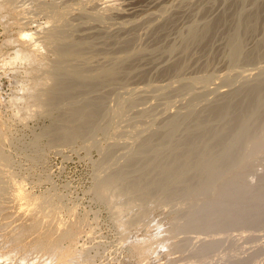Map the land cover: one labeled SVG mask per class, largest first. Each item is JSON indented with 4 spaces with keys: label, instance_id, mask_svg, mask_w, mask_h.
<instances>
[{
    "label": "bare ground",
    "instance_id": "obj_1",
    "mask_svg": "<svg viewBox=\"0 0 264 264\" xmlns=\"http://www.w3.org/2000/svg\"><path fill=\"white\" fill-rule=\"evenodd\" d=\"M16 1L17 0H0V35L3 33L0 37V264H264V71H262L263 69H257L258 64H255L256 60L259 61L262 58L261 56H264V41L261 43L258 42V44L257 42H254L257 44L255 45L256 47L250 46L249 48H246V45L249 44L248 42L251 40L250 36L253 38L252 36L254 34L256 36V33H258L259 29L262 28V24L258 25L256 22L259 23V20L261 21V18H264V1L262 3L260 2V6H257L258 3H255L256 5L254 8L250 9L251 11L247 10V7H245L247 8L245 9L247 11H243L244 8L241 10L242 6L239 5L240 8L238 9L240 10L237 14L236 9L238 5H235V2L233 3V1L237 0H233L232 3L236 7H233L232 3H230L229 6L233 7V10H235L236 13L231 9H228L231 10L228 13L233 12V14L237 15L238 18L235 15H232V13L231 15L228 14L229 17L227 16V13H224L226 15H223V19L215 18L216 20L220 19V21L217 20V22L215 19L210 20L212 22H217L214 23L215 25L210 21L209 23L206 21L208 24L204 21L206 24L203 23L205 25L202 26L200 25L202 22L200 24H196L197 22H195V19V21L192 22L193 24L191 23V25L187 27L188 29L190 28L189 30L187 29L188 32L187 30L185 31V33L187 32L188 34H181V36H185L181 41L183 42L181 43L182 46H180L183 50L179 49V53L185 52V56L182 54L183 57L178 58L181 56V53L180 55L175 54V51H177L179 45L181 44H177L178 48L175 44L174 45L176 47L171 45L172 47L170 46L171 48H169V51H163L164 54L168 53L171 58H173L174 55L169 53H174L177 56L179 55L176 59L173 58L176 60L175 62L177 64H168L171 66H168L169 68L166 66L167 70L164 67V70H166V72H173V74L179 69L184 72L186 69H189L192 64H194L191 63L193 56H195L193 55V50L195 51V49H197L196 47L201 48L204 46L203 44H207V41H210L211 36L216 34L215 30L218 28V24L220 25V28L222 25L221 23H223L224 20L226 22L227 19L226 25L230 27L232 23L235 22L234 19H236L234 30H232V26V28H230V30H232L229 34L230 39L224 37L227 35L226 32L224 33V36L223 34L218 35L221 37L223 36V39L226 41L229 40V42H226L228 43L226 48L227 50H225L226 52H219L220 55L226 53L224 57L225 59L228 58V62L226 63H229L228 65H230L231 68H226L228 69L227 72H223L222 74L220 71L221 68H219L218 72L220 71V74H212L210 78L209 75L211 74L208 76L205 74L206 76L202 75V77L209 78H206L209 80V82L206 81L208 85H206L207 83L205 82V85L210 87L209 90L208 87L205 86L206 89L209 90V94H205L207 95V98L208 95L214 94L211 91L212 88L210 85H215L219 80L225 81L223 83L221 81V83L219 82L221 87L222 85L224 86V83H226V87L229 85L231 86L232 81L237 84V79L239 86L241 84L242 85L240 87L236 86L238 87V89H236L234 87L236 84L232 83V87H234L233 90L230 87L229 88L231 90H226L228 87H223L222 89L221 87H218L217 91L216 89L213 90L216 91L215 95L216 93L218 94V97L216 96L217 99L214 98L215 100L212 99L214 101L211 102V99L206 98L209 103H211L207 105L206 103L208 102H204L207 107H203L205 110L203 109L204 111L201 112L197 110L199 113H196V117L193 116L194 120L191 118V122L193 120L192 123L188 119L186 122L185 116H188L186 113L187 110L185 111L186 114L179 113V115L177 113L181 110L178 111L177 109L176 112H178L176 113L174 110L169 109L167 113L164 112L165 115L162 114L163 116L160 113V116L158 115L159 117L157 116L159 113L156 115L151 113L154 117H158L157 120L160 122L156 123L151 120L152 118L150 115V117L147 118H151L150 120L145 118L148 117L147 114L143 115L149 107H145V111H142L144 108L142 110L140 109L142 112V115L140 114V118H145L146 120H144V122L151 121L147 122L148 126L146 127L147 130H151H149L150 133H148L146 137L141 138L142 136L140 133H142L145 129L143 127L142 131H140V129V133L138 132L140 136L134 135L135 137L132 139L129 136L131 140L127 138L128 135L125 138L130 140L129 143L132 145H137L136 148H138V153H140V155L141 153L144 155L143 152H146L147 154L146 150H150V147L152 148L151 150H153V143L156 142L159 145L161 144L164 149H160L161 151H158V148L160 147L158 146L157 152H153V154L155 153L154 155L151 154V156L149 154V159L142 155L141 156L143 158L138 155L140 159L139 157L134 158V156L131 157L132 159L128 158V161H130H126V165H122L124 163L123 161L121 166H118L121 168H118L117 166L116 167L118 169L115 168L112 170L111 168L112 171L110 170L111 172L107 174L106 171L110 168L109 164V166L106 167V169H108H105L108 176H104L105 179H103L104 177L101 179L104 174L102 171V176L97 178V180L100 178V184L98 181V188L97 184L95 186L96 188L94 190L96 191L93 196H96V198L94 200L98 201L103 208L108 210V212H111L110 216L112 219L110 218L109 220H111L110 223L112 225L108 224V222L104 223L105 225L108 224L109 228L114 229V237L116 238H114L115 240L110 243L112 244V248H109L108 246V249L110 250L106 251L105 248L106 252L103 251L104 253H94L92 251L93 246L100 243L105 238L101 233H98L96 229V224L101 223V218L96 220V218L91 217L88 212L87 214L86 212L85 214H82L76 206L73 205L71 207L68 205L70 201L69 197V200L66 199L68 203L66 202L67 204H65L64 199L66 194L63 198L62 192V194L59 193L60 195L55 194L57 198L54 196L52 198V194L49 195L50 191L48 194L49 196L46 194L43 195L44 193L42 194L43 196L38 194L37 190L39 187L46 183L49 178L39 175L38 169L37 171L34 169L33 172L28 175L23 169H21V167L19 168L16 164L17 160H14L15 157L12 154L13 151L9 150L8 145L9 143H12L11 134L16 132L13 131L16 125L21 124L25 127L30 120L39 119V117H42L47 113H53L56 109H58V111H55L56 113L52 114L50 122L46 128H44L45 130L41 131L43 133H36L37 135L34 136L35 138H33V140H31L29 144L30 146H37V149L41 146H45L44 148L46 149V146L52 145L55 146L56 149V146L61 148V146L63 147L73 142L76 143L77 141L82 143L83 141L81 140L83 139L85 143H87L85 138L89 137L90 140V136L92 135L96 138L94 132H97L99 124L106 116L110 117V125L115 126L120 119L122 120V114L120 113H123V107L121 104H118L120 102L117 101L119 96L115 98L116 100H114V102L115 104L117 102L116 105H120V107H122L121 110L119 109V111H121L119 112L120 115L117 110L119 106L117 109H113L112 107L114 106H112V103L109 100L108 101L111 106H108L106 109L108 103L106 102L107 100L105 97H107L112 91L109 92L107 89L104 90L105 92H109H106L107 94L105 93V97L99 94V92L97 94L101 95V97H99V95L93 96L92 93L95 94L99 91V89L101 91V87L108 86L109 83L111 84L114 82L113 80L120 79L121 82L124 80L127 83L126 78H130L131 76L134 77V75L137 78L139 76L136 72L137 65L140 63L137 61L139 59H142L143 61V59L145 60L148 56L145 57V53L143 54L145 58L140 56L141 53L138 56L136 54L135 57L134 55H124L127 51L131 50V48L127 49V45L122 46L124 43L122 42L123 37L121 38V33L124 32V30L128 33V29L130 28L128 25V31L126 29L123 30V27H121V25L124 24L123 22H125L123 21L120 25L121 28H119L121 29V32H119V30L117 31L121 36H118L119 34L114 31L116 28L115 26H118L117 24L114 28L113 26L110 27V29H114L110 32H115L116 38L117 36L121 38V41L119 38L120 42L117 41L118 44L116 42L113 43L112 41L113 39L111 37L114 34L111 35V33L107 32L109 27L107 31H104L106 34H103V36L108 40L111 38L110 41L112 43L108 41V44L114 47H112L114 51L118 49L120 50V48L124 49V47H126L127 51L125 52L124 49V54L122 53V50L115 52L123 54L120 56H118L119 54H116L119 62L117 64H114L115 61L117 62V60H114L115 57L111 55L114 58V62H112L110 59L111 56L108 55L110 56L108 58L111 60L110 63H112V65L109 64V66L106 62L108 66H105V69H103L104 71L99 69V72L101 71L100 74L98 72L96 74L92 68L94 67L93 65H95L93 60H95L97 54L100 53L97 49L100 46H103L101 44H104L107 40L103 39V36L101 37L96 33L98 39L101 37L105 40L103 43L100 42L101 44L98 41V44H100L98 47L96 43H94V38H96L94 33V37H92L91 33H89L91 36L83 37L82 35V37H77L76 35L74 36L73 32L77 31L76 29L81 28V25L78 28L77 26L83 22L78 23L76 21L81 17H85L88 20L95 19L101 23L103 22L101 19H105L104 16L108 13L111 12L110 15H112L113 7L109 4L110 1L107 6H104L105 4L103 5L101 2L103 5V7L101 6V9L99 8L100 2H98L99 7L93 5L90 9L88 5H90L89 2L92 0H82L83 2L80 1V3L79 0L78 2L77 0H73L72 4L69 2L67 3L69 5L65 4V6H61L60 3V6L55 3V5L50 4V6L45 4V2H43L45 5H42V3L38 4V6H36V11L41 14L43 13L48 15L50 19L47 22V26H53L48 28V30L46 29L48 33H46L47 35L44 34V36L46 35L44 43V40L41 41L36 37L37 35L34 33L36 30L33 31L30 28V25L35 23L36 17L39 15L37 14L38 12L35 10H32L31 12V9L26 6V1L23 4H16ZM95 1L94 3L96 4L98 0L96 2ZM102 1L104 2V0ZM238 1L239 4L243 3V5H247V3H250L247 1L251 0ZM255 7H257L256 10ZM253 9L254 11L252 12ZM176 14L177 12L174 15ZM40 16L38 19H40ZM165 16L166 15H164V18L167 19L168 17ZM194 16L196 15H193V17ZM122 17L123 16L120 18ZM173 17H177L182 20L184 15L182 18H180L179 15L172 16V18L170 16L171 19H173ZM164 18H162V20ZM170 18L169 20L172 21ZM263 18L262 21L264 20ZM166 19L164 20L166 21ZM228 19L233 21L230 22V26L228 25ZM173 20H175V22L180 21H176V18ZM75 21L78 23L77 25L74 24ZM85 22L83 24H86ZM161 22L163 21L160 20V24ZM37 23L38 21L36 24ZM113 24H115V22H113ZM171 24L168 25V28ZM37 25L40 24L38 23ZM158 25L159 24L156 25L155 29H157ZM176 25L174 23L173 27ZM226 25L224 24V26H222L225 27ZM71 26L74 28L68 33L69 29L66 28H70L71 30ZM257 26L261 27L257 28ZM89 27L91 26L89 25ZM93 27L94 26H92V28ZM100 27L103 30V26L101 25ZM100 27H96L97 31ZM92 28H89V30ZM168 28L167 32L171 29ZM221 29L224 30L223 28ZM227 30H229V28ZM86 31L85 35H88V33L86 34ZM93 32H95V30ZM99 32L101 33V31ZM161 32L163 31H160L159 29L158 33ZM219 32L221 33V30ZM43 33L44 32H42V34ZM165 33L163 32V34ZM153 35L158 34H155L154 32L152 36ZM248 37L250 40L247 41ZM39 38L41 37L39 36ZM126 38L127 37H125L124 41L127 40ZM214 39L215 38H213V40ZM128 40L131 41L132 38L131 40ZM253 40L251 41L253 42ZM121 42L123 44H121ZM226 43L224 44L223 42V45H226ZM131 44L134 45V41ZM118 45L120 48H118ZM250 45L254 46L252 43ZM200 48L199 50H202ZM245 48L253 51L245 50ZM145 49L139 50L143 53V50L145 51ZM146 50L147 52H145L148 53L149 49L147 48ZM212 50L214 49L212 48L211 52ZM110 51H112V49L108 52ZM114 51H112L113 54ZM131 52L130 54H132ZM150 53L149 55L152 56ZM212 54L214 57L216 55L220 56L219 53L214 54L213 52ZM212 54L211 57L213 59ZM104 55L106 54H103V56ZM158 56H156L157 59ZM190 56H192V60L190 59ZM197 57H194V60H197L198 62L199 59H197ZM151 58L150 60L156 59ZM103 59L106 60L105 57H103ZM177 59L178 61L180 59V61L178 62ZM74 60L86 63L90 68H92V72L94 74L92 73L90 75L87 73L88 75H86V72L81 70L83 67L79 66L77 68V70H79L77 72L79 73L78 75L74 73L72 76L65 75V73H63L67 69L64 68L67 65L65 63ZM91 61L93 62V65L91 64ZM260 61H262V59ZM62 62H65V66ZM170 62H172V60H170ZM262 62H260V64ZM53 63H55V65L56 63H61L64 67L59 64L57 65L60 69V66H62L65 71H54L55 69L52 68ZM97 63L100 64V62ZM188 63L191 65L189 66ZM241 63L244 66L239 67L238 64L241 65ZM253 63L256 68L253 67L254 65L251 66ZM205 64L207 66L209 65L207 62ZM141 67L144 68L143 66H140V68ZM225 67L223 69H225ZM95 68L96 66L94 69ZM182 68L186 69L184 70ZM89 69L87 70L89 71ZM141 69L139 71H141ZM143 70L146 69L144 68ZM82 72H85V75ZM181 73L180 76H182ZM193 73L191 74L190 72V75H193ZM139 74L141 78L144 74V79L149 75H146V72L144 71ZM173 74L167 75L169 78L174 75L175 77L179 76V73ZM187 74L189 73L187 72L186 75ZM162 75L163 74L160 76L162 77ZM140 76L137 79H139ZM236 77L237 79H235V81L232 80ZM141 78L139 82L142 80ZM147 78L148 77H146V79ZM188 78H190L191 81L196 78L198 79V77H194V75L193 78L195 79L192 80L191 77ZM188 78L186 77L184 81ZM239 78H242L243 80ZM130 79L132 80V78ZM146 79L142 84H144ZM131 80H129L130 83ZM181 80L183 81V79ZM190 80L189 82L191 83ZM239 80H241V83ZM5 81L8 83V85H6L9 90L6 95L3 92L4 87L6 86L4 84ZM133 81H135V79ZM184 81L183 84L185 83ZM174 82L177 83L179 80H175ZM174 82L172 84H175ZM135 83H137V81ZM138 84L134 85L138 86ZM167 84L168 83H166L165 86H168ZM183 84L182 86L181 84H179V86L176 84L177 87L176 85L171 87L170 84L167 88L162 87L164 89L163 93H161L162 97L164 96L165 99H168V97L174 98L177 95L182 96L181 92L184 93L187 90L189 91V87H187L188 84L186 86V83L184 86ZM219 84L217 83V85ZM193 85L194 84L191 83V86ZM141 86L139 88H134L132 86L134 89L131 94L129 93L132 88H129L130 90H127L128 88H126V91L124 90V93L128 92L129 94V99L126 101L128 106L126 104L124 105L125 100L124 103L122 102V97H125L126 99V96L122 95V99L120 100L123 106H127V109L130 107L133 109L132 107L134 106L139 107L137 105H140V102L143 104L142 101L145 100L143 96L145 94L147 95L146 91L148 92L149 88L146 90L147 88H144L143 86L142 88ZM154 86H156L154 88L156 90L158 85ZM125 87L127 86H124L123 88ZM162 88H158L160 90H157L161 91ZM190 88L193 89L195 87L193 86ZM143 89L146 91L144 92ZM154 89L151 91H154ZM142 92L144 94L141 96ZM82 93H85V97L87 93L91 94L92 97L88 95L89 97H87L88 99L86 98V100L80 95L83 97V102L84 100L86 102L81 103L83 105L75 103V97L78 98L79 94ZM205 95L202 96L203 99H205ZM110 97H108V99H110ZM147 97L149 98L148 95ZM178 97H176V99ZM145 101L144 103L146 104ZM76 102L79 103L78 100ZM172 102L170 103L171 107L173 104ZM168 104L169 103H167V106H169ZM198 104L199 103H197V105ZM116 105L114 108H116ZM197 105L195 104V106ZM202 106L203 105L200 107ZM109 107H111V109H109ZM191 107L193 109V106ZM172 108L174 109V106ZM165 109L160 112H163ZM148 110L150 111V109ZM199 110L202 109L199 108ZM193 111L195 112L196 110ZM190 112L192 113V110ZM190 112L189 116L191 115ZM194 112L192 115H194ZM147 113L149 114L150 112L147 111ZM122 121L124 123V119ZM119 122L122 123L121 121ZM117 124L120 125L119 123ZM103 126H106L105 123ZM107 126L110 131L111 126ZM114 126L111 127L112 130L113 128L115 130ZM122 126L125 127L123 124ZM183 126L185 129H183ZM117 128H119V126H117ZM181 128L183 130L182 133L180 131ZM102 129H104V127ZM102 129L99 127L98 131ZM107 129L108 128L106 127V130ZM109 131L107 133H109ZM110 132H113L114 134L115 131ZM116 132L118 136H122L123 134V130L121 132L122 134L119 131L121 135H119L118 130ZM147 132L148 131H146V133ZM178 132H180L179 134L181 135L178 136ZM131 133L134 134L133 131ZM124 134L126 135L127 133L125 132ZM106 136L108 135L106 134L105 137ZM110 137L111 135L109 138ZM113 137H111V139ZM118 138L119 137H117V139ZM122 138L124 137L122 136ZM175 138L177 139L175 140ZM107 139L108 138L106 137V140ZM15 140L16 142H19L16 137ZM91 140H93L92 143L97 140L99 142L97 141L96 143H101L103 141L97 138H93ZM108 141V145L110 144L108 147H111L113 142L110 143ZM96 143H94V145ZM77 144L79 143L77 142ZM118 145H120V143ZM118 145L114 146L117 147ZM80 146L82 148L85 146L84 149L87 150L88 146L86 147L84 142ZM121 147L123 148V146ZM50 148L52 149V147ZM89 148H91V146L88 147V149ZM113 148H108V151L106 148L103 149L104 154H106V159L107 157L110 158L111 155L114 154L113 152L116 148ZM74 149L77 150L75 147ZM155 149L153 151H155ZM105 150L107 153H105ZM42 152L43 151L41 150V152L38 153L42 154ZM39 154H37L39 157L43 156L41 154L40 156ZM38 156L37 158L39 160ZM43 158L45 157L43 156ZM112 165H114V163ZM255 175L257 176L255 179L258 178L259 175L260 178H258V181L256 179L254 184L251 178ZM255 179H253V181ZM55 187L56 186H54V188ZM107 210L105 212H107ZM105 217L102 219L106 220ZM113 232L110 233L112 234ZM109 239H111L110 241L113 240L111 237ZM122 241L125 243L121 246ZM115 251H117V253L120 252V254H118L120 256L118 257V261L117 259L114 261L115 259L109 258V252ZM161 253H165L166 256ZM167 254L170 256L167 257ZM109 259H111V261H108Z\"/></svg>",
    "mask_w": 264,
    "mask_h": 264
},
{
    "label": "rangeland",
    "instance_id": "obj_2",
    "mask_svg": "<svg viewBox=\"0 0 264 264\" xmlns=\"http://www.w3.org/2000/svg\"><path fill=\"white\" fill-rule=\"evenodd\" d=\"M26 1V3H27V5L26 6H28L30 9H31V12H32V10H35L36 11V9H37V7L36 6H38V4H40V3H42V5L44 4L43 2H45V4H47V5H55V4H57V5H59V3H60V5L61 6H65V4L66 5H69V4H67V3H71L72 4V2H73V0H17L16 2V4H23L24 2ZM40 1H42V2H40ZM55 1V2H54ZM80 1H82V0H79V3H80ZM83 1H86V0H83ZM82 1V2H83ZM93 1V2H92ZM91 2H92V4H91V2H89L90 3V5H88L89 6V8L91 9L92 8V6L93 5H95V6H98V2H100V9L103 7V5L104 6H107L108 5V3H109V1H110V3L109 4H111V6L113 7V13H112V15H110V13H108L110 16H112V17H110L108 14L106 15V16H104V18L106 19H101V21H103V22H98L97 20H92V19H86L85 17H81V18H79L78 20H76L78 23H84L85 21V23L86 24H83V26H82V24H78L76 21L74 22V24H78V26H77V28L80 26L81 28H78V29H76L77 31H75V32H73V34H74V36L76 35L77 37L79 36V37H82V35H83V37H86V36H91L89 33H91L92 34V37H96V38H94L95 40H96V42H95V40H94V43H96V45L99 47L100 46V44L101 43H103L105 40H107V42L105 41L104 42V44H101V45H103V46H100L97 50H98V52L100 51V53H98L97 54V56H96V58H95V60H93V62H94V64L95 65H93L92 63V61H91V64L95 67L96 66V70L94 69V67H92L93 68V70L96 72V74H97V72L100 74V72H99V69H101V70H103V69H105V66L108 64H110V65H112V63H110L111 62V60H112V62H114V60H117V62L115 61L114 62V64L116 63H119L118 62V56H120V55H123L126 51H127V49L129 48H131V50H129L130 52L131 51H133V52H131L132 54H130V52L129 51H127L126 52V54H124L125 56L128 54V55H134V57L136 56V54H137V56L140 54V56H143V54H144V56L145 57H147V58H145L144 56V58H145V60L143 59V61H145V62H143L142 61V59L139 61H137L139 64H140V66H143L146 70H143L144 68H140V66H139V64L137 65V75H139L140 76V74L139 73H143V71L144 72H146V75H148V76H146V77H148L147 79H146V77H145V79H146V81L144 82V84H142L143 83V81L145 80L144 78H143V76H144V74L142 75V78H141V76H140V78L142 79L140 82H139V80H140V78L139 79H137L136 77H135V75H134V77H130V78H132V80L130 79V78H126V81H127V83L123 80L122 82H121V80L120 79H116V80H113L114 82L113 83H109V85L108 86H104V87H101V91H100V89H99V91H97L95 94L94 93H92V95L93 96H96V95H99V94H101V95H103L104 97L106 96V92H108V91H104V90H109V92L110 91H112L110 94H111V97H110V94H108V96L107 97H105L106 98V102L109 104L110 102L109 101H111V103H112V106H114L115 107V105L117 104V102H116V104H115V102H114V100H116L115 98H117V96H119L118 97V99H117V101L118 102H120V103H118V104H121V106L123 107H120V105H116V108H114V107H112L113 109H117V107H118V114H119V112H121V111H119V109L121 110V108L123 109V113H120V114H122L121 116H122V120L124 119V123H123V121L120 119L119 121H121L122 123H120L119 121L117 122V123H119L120 125H118L117 123V125L115 124V130H114V128H113V130H112V128L111 127H113V126H111L110 125V121H109V119H110V117L109 116H106L105 118H104V120H102V122L99 124V126H98V129H99V127H100V129H102L103 127H104V129H102V130H100V131H98V129H97V132H94V134H95V136H96V138L97 139H101V143H96L97 141H94L93 143H92V141L93 140H91V139H96L95 137H94V135H92V136H90L91 138H90V140H91V143L93 144H91L90 143V140H89V137H87V138H85L87 141V143H88V141H89V143H88V145H87V143H85V141H84V139L83 140H81V141H83L84 142V144L86 145V147L88 146V147H90L91 146V148H89L88 149V147H87V150H85L84 148H85V146H83V148L80 146L82 143L81 142H79V141H77L79 144H77V142L75 143V142H73V143H71V144H67L68 145V147H67V145H65V146H61V148L59 147V146H56V149H55V146H52V145H48V146H46V149L44 148L45 146H41L40 148H42V149H40V148H38L37 149V146H34V145H31V146H33V147H31L29 144H30V142H31V140H33V138H35L34 136H36L37 134L36 133H39V132H41V131H43V130H45L44 128H46V126L48 125V123L50 122V119H51V116H52V114L53 113H56L55 111H58V109H56V110H54V112L53 113H47L46 115H44V116H42V117H39V119H35V120H30L27 124H26V126L24 127V125H21V124H19V125H16V127H14V130L13 131H16V132H14V133H12L11 135H12V143H9V145H8V147H9V150L11 151H13V155H14V160H17V162H16V164H17V166H19V168L21 167V169H23L24 170V172H26L28 175H30L31 174V172H33V170L34 169H36V171H37V169H38V171H39V175H42V176H44V177H48L49 178V180L46 182V183H44V184H42V186L41 187H39V189L37 190V192H38V194H40L41 196H43V195H48L49 194V191H50V194L49 195H51V197L53 198V196L54 197H56L55 196V194L57 195V194H62L63 195V198H64V195L66 194V196H65V199H64V203L65 204H67L68 203V201L66 200V199H68V197L70 198V201H69V203H68V205H70L71 207L74 205V206H76L77 207V209L80 211V212H82V214H85V212H86V214H87V212L89 213V215L91 216V217H93V218H96V220H98V219H100V221H101V223H97L96 224V229H97V231H98V233H101L102 234V236H104L105 238L100 242V243H97V244H95V246H93V248H92V251L94 252V253H102L103 251L104 252H106V251H108V250H110V249H108V246H109V248H112V244H110V243H112L116 238L114 237L115 236V234H114V232H113V230L114 229H112V228H109V225L108 224H111L110 222H111V220H109L110 218L112 219V217L110 216V214H111V212H108V210L106 209V208H103L102 207V205L98 202V201H95L94 199L96 198V196H93V195H95V191L96 190H94L96 187V184H97V182L99 181V184H100V178L97 180V178L98 177H101L102 176V174H103V176L101 177V179L104 177V176H108L107 174H109V172H111L113 169H118V168H121V167H118V166H121V163H123V161H124V163L122 164L123 166L124 165H126L125 164V162L126 161H128V158L130 159L131 157H133L134 156V158L135 157H139V156H141L142 155V153H141V155H140V153H138V148H136L137 147V145H132L131 143H129L130 142V140L132 139V138H134L136 135H139L140 136V134H141V138H143V137H146V135H148V133H150L149 132V130H147L146 129V127L148 126V124H147V122H151V121H145L144 122V120H146L147 118H149L150 116H151V120L153 121V122H158V117L160 116V113H161V115L163 114V115H165L164 114V112H168L169 111V109H172V110H174V112H176V110L178 109V111H182V113H181V111L180 112H176L177 114H188V116H189V112L192 110V113L194 112L193 110H198L199 112H201V111H204L205 109L204 108H206L207 107V105H209L211 102H213L215 99L214 98H216L217 99V97H218V94L216 93V95H215V92L217 91V89H218V87H221L220 85L221 84H219V82L221 81L222 83L223 82H225V81H222V80H219L217 83L219 84V85H217V83L215 84V85H217V86H215V85H210V83H209V85L211 86V91L214 93V94H210V95H208V98L209 99H211V102L209 103V101L207 100L208 98H207V95H205V94H209V90H210V87H208V86H206V85H208V83L206 82V81H208L209 82V80H207V79H209L211 76H212V74H220L219 72L221 71V74L223 73V72H227V70L228 69H230L231 68V66L230 65H228L229 63H226V62H228V58H226L225 59V57H224V55H226V53L225 54H221L220 55V52L219 51H221V53H224V52H226L225 50H227L226 48H227V44L228 43H226V42H229V40H225V39H223L224 37L225 38H228V39H230L229 37V34H230V31L232 32V30H234V28H235V22H236V19H234L235 20V22L234 23H232V25H231V21H230V19H228V25L230 26H232L233 27V29L232 30H230V28H232L231 26L230 27H228L226 24H227V19H226V22H225V20H224V24L229 28V30H227L228 28L225 26V27H223L224 26V24L223 23H221L222 25H221V27L219 28V24H218V28L215 30L216 31V34L215 35H213V36H211V39H210V41H207V44H209V45H207L206 43L205 44H203L204 46H202L201 48L200 47H196L197 49H198V51H197V49H195V51L193 50V55H195V56H193V60L191 59V57L192 56H190V59L192 60L191 61V63H194V64H189L190 63V61H189V63H188V65L190 66L191 65V67L189 68V69H186V68H182V69H186V71L189 73V74H187L186 75V71H184L183 72V70H181V69H179L178 71H176V72H174V74L175 73H179V76L178 75H176V76H178V77H175V75L173 74V72L171 73V72H166V70H167V68H166V66L168 67H170L172 64H177L175 61V59L180 55V53H181V56H179L178 58H180V57H183L182 56V54H184V56H185V52H180L179 53V49H182L180 46H182V44L181 43H183V42H181L182 40H183V37L185 36H181V34H186L187 32H188V30L190 29H188L187 27H189V25H191V23L193 22V21H195V19H196V21L195 22H197L196 24H200L201 22V26L202 25H205L207 22L206 21H208V23H209V21L210 20H214L215 18H220V19H223L224 18V16L226 15V14H224V13H227V16L229 17V15H231V13H232V15H235V14H233V12H235L236 13V11H237V14L239 13L238 11L240 10V9H238V8H240V6L239 5H241L242 7H241V10H243L242 8H244V10L243 11H247V10H250V9H252V8H254V6L256 5L255 3H258L257 4V6H260L259 4H260V2L262 3L264 0H251V1H247V2H250L249 4L247 3V5L246 4H244L243 5V3L242 4H239V1L237 0V1H233V0H104V2L101 0H92ZM94 1L96 2V4L94 3ZM232 1H233V3L235 4V5H238L237 6V9H236V11L235 10H233L234 8L233 7H236L233 3H232ZM256 1H259V2H256ZM39 2V3H38ZM50 2H52V3H50ZM58 2V3H57ZM77 2H78V0H77ZM103 3V5H102V3ZM106 2V3H105ZM238 2V3H237ZM55 3V4H54ZM230 3H232L233 5V7H231V6H229L230 5ZM44 4V5H45ZM50 5V6H51ZM59 5V6H60ZM94 6V7H95ZM102 6V7H101ZM229 7H231V8H229ZM245 7H247V8H245ZM256 8L257 7H255V10H256ZM228 9H231L233 12H230V13H228L229 11H231V10H228ZM245 9H247V10H245ZM228 10V11H227ZM33 11L34 13H36V12H38V11ZM251 11V10H250ZM254 11V9L252 10V12ZM177 12V14L176 15H179V17L181 16V14H182V16L180 17V18H182L183 17V15H184V17L182 18V20L181 19H179V18H177V17H173V19H175L176 18V21H179V22H175V20H173V19H171L172 18V16H176V15H174L175 13ZM194 12V13H193ZM242 12V11H241ZM179 13V14H178ZM181 13V14H180ZM37 14H39V15H37L38 17H36V21H35V23H33V24H31L30 26V28L33 30V31H35L34 33H36V37L38 38V39H40L41 41L42 40H44L45 39V36L47 35L46 33H48V28H50V27H53V26H47L48 24H47V22H48V20L50 19V17H48V15H46V14H41L40 12H38ZM162 14V15H161ZM166 15L165 17H168L167 19L166 18H164V15ZM229 14V15H228ZM263 14H264V11H263ZM262 14V15H263ZM41 15V16H40ZM43 15V16H42ZM162 16V17H160V16ZM190 15H192V16H190ZM193 15H196V16H194L193 17ZM222 16V18H221V16ZM224 15V16H223ZM261 15V16H262ZM35 16H36V14H35ZM39 16H40V19H38L39 18ZM45 16V17H44ZM48 18H47V17ZM121 16H123L122 18H120ZM170 16H171V18H170ZM226 16V17H227ZM236 17H237V15H235ZM234 16V17H235ZM43 17V18H42ZM108 17V18H107ZM110 17V18H109ZM194 19H193V18ZM196 17V18H195ZM225 17V18H226ZM235 17V18H236ZM47 18V19H46ZM85 18V19H84ZM119 18V19H118ZM162 18H164V19H166V21L163 19L162 20ZM169 18L173 21H170L169 20ZM238 18V17H237ZM261 18V17H260ZM263 18V17H262ZM262 18H261V21H262ZM38 19V20H37ZM108 19V20H107ZM198 19V20H197ZM204 19V20H203ZM220 19H217V20H219L220 21ZM264 19V18H263ZM105 20V21H104ZM160 20L161 21H163V22H161V24H160ZM169 20V21H168ZM216 19H215V21H217ZM38 21V23L40 24V25H37L36 24V22ZM40 21V22H39ZM42 21V22H41ZM81 21V22H80ZM88 21V22H87ZM100 21V20H99ZM123 21H125V22H123ZM165 21V22H164ZM206 23H205V22ZM212 22V21H210V22H212L213 24L214 23H217V22ZM260 20H259V23L258 22H256L258 25L259 24H262L261 26H262V28H260L259 29V32L258 33H256L257 35L255 36V34L252 36L253 38H251V36H250V39L251 40H253V42L249 39V37H248V39H247V41L248 40H250L248 43L249 44H247L248 45V47H247V45H246V48H249L250 46L251 47H256L255 45H257L258 44V42L259 43H261L262 41H264L263 39H264V24H263V22H264V20L261 22ZM45 22V23H44ZM105 22V23H104ZM113 22H115V24H113ZM124 23V24H122L121 25V23ZM167 22V23H166ZM170 22V23H169ZM233 22V21H232ZM261 22V23H260ZM73 23V22H72ZM91 23V24H90ZM127 23V24H126ZM163 23V24H162ZM166 23V24H165ZM172 23V24H171ZM175 23V25L177 24V23H179V24H177L176 26H174L173 27V24ZM203 23H205V24H203ZM207 23V24H208ZM212 23H210V24H212ZM36 24V25H35ZM46 24V25H45ZM103 26V30H102V28L100 27L101 25ZM118 25V26H115V25ZM126 24V25H125ZM150 24V25H149ZM154 24V25H153ZM157 24H159L158 25V27H157V29L159 28L160 29V31H163L164 33H165V31H166V33L165 34H163V32H161V33H158V31H159V29L157 30V29H155L156 28V25ZM164 24H165V26H164ZM171 24V26L169 27V28H171L168 32H167V28H168V25H170ZM193 24V23H192ZM41 25H43V26H45V27H43V26H41ZM88 25V26H87ZM89 25L91 26V27H89ZM120 25H121V27H123V30L124 29H126L127 30V26L129 25V31H128V33L124 30V32H122L121 33V35L117 32L118 30H119V32H121L120 30L121 29H119V28H121L120 27ZM138 25H139V27H138ZM149 25V26H148ZM153 25V27L151 28V26ZM161 25H162V27H161ZM215 25V24H214ZM43 27V28H40V27ZM86 27V30H85V27ZM92 26H94L95 27V29H94V27L92 28ZM111 26H113V28H114V26L116 27L115 28V30L113 29V28H111L110 29V27ZM126 26V27H125ZM160 26V27H159ZM193 26V25H192ZM261 26H259V27H261ZM38 27V28H37ZM84 27V28H83ZM88 27V28H87ZM98 27H100L99 28V30L97 31V28ZM106 27H107V29H106ZM108 27H109V30H108ZM125 27V28H124ZM150 27V28H149ZM164 27V28H163ZM258 26H257V28H259ZM34 28V29H33ZM37 28V29H36ZM73 26H71V30H70V28H66V29H69V31H68V33L69 32H71L72 30H73ZM89 28H92V29H90L89 30ZM118 28V29H117ZM163 30H162V29ZM166 28V29H165ZM168 28V29H169ZM221 28H223L224 30H222ZM47 29V30H46ZM81 29V30H80ZM106 29V30H105ZM154 29H155V31H154ZM188 29V30H187ZM39 30V31H38ZM42 30V31H41ZM88 30H89V32H88ZM95 30V32H93ZM108 30V31H107ZM115 31L117 34H119L118 36H121V38H122V42L124 43V45H122V46H125V45H127V49H126V47H124V49H125V52H124V49H121L120 48V46H121V44H123L122 42H121V44L119 43V47L118 48H120V50L118 49V50H115L114 51V47L113 46H110L109 44H108V41H110V39L112 38L113 40V43H117L118 44V42H120L121 41V38L120 37H118L117 36V38H118V40H117V38H116V34H115V32H110V31ZM122 30V31H123ZM156 30H157V33H156ZM187 30V32L185 33V31ZM221 30V33L219 32ZM227 30V31H226ZM46 31V32H45ZM85 31H86V34L88 33V35H85ZM97 31V32H96ZM99 31H101V33L99 32ZM104 31H107V32H109V33H111V35L112 34H114V35H112V37L108 40V39H106L104 36H103V34L105 35L106 33L104 32ZM155 32V34H158V35H153V36H156V37H153L152 36V34H154V32ZM258 31V30H257ZM42 32H44L43 34H42ZM102 32H104V33H102ZM153 32V33H152ZM218 32V33H217ZM223 32V33H222ZM226 32V34L227 35H225L224 36V33ZM228 32V33H227ZM75 33H77V34H75ZM93 33H94V36H93ZM96 33H97V35H99V36H103L102 38L103 39H105V40H103L101 37H99V39L97 38V36H96ZM124 33V34H123ZM215 33V32H214ZM42 34V35H41ZM44 34H46L45 36H44ZM102 34V35H101ZM188 34V33H187ZM186 34V35H187ZM222 35L223 34V36L221 37V36H218V35ZM2 35H3V33H2ZM2 35H0V37L2 36ZM81 35V36H80ZM161 35H163V36H161ZM39 36L41 37V38H39ZM159 36V37H158ZM161 36V37H160ZM217 38H216V37ZM255 36V37H254ZM114 37V38H113ZM125 37H127L126 39L128 40V39H130L131 40V38H132V40L134 41V45H132L131 43L133 42L132 40V42L131 41H129L128 40V42H127V40H125L126 41V43H125V41H124V39H125ZM129 37V38H128ZM158 37V38H157ZM101 38V39H100ZM116 38V39H115ZM119 38H120V41H119ZM155 38H157V39H155ZM213 38H215L214 40H213ZM115 39V40H114ZM154 40V41H153ZM211 40H213V41H211ZM216 40V41H215ZM225 40V41H224ZM258 40V41H257ZM260 40V41H259ZM98 41H99V43L100 44H98ZM118 41V42H117ZM246 41V42H247ZM45 42V40L43 41V43ZM180 42V43H179ZM210 42H211V44H210ZM216 44H215V43ZM223 42H224V44L226 43V45H223ZM254 42H257V44L256 43H254ZM110 43H112L111 41H110ZM129 43V44H128ZM253 44L254 46H252V45H250V44ZM106 44V45H105ZM176 45L177 46V48H178V45L177 44H181V45H179V48L177 49V51H175V54H179L178 56L177 55H175L174 53H169V54H173L174 56H173V58H175V59H173V58H171V56L170 55H168V53H165L164 54V52L163 51H165V52H167V51H169V48H171L172 46L171 45ZM216 46H215V45ZM221 44V45H220ZM132 47H131V46ZM174 45V46H175ZM206 45V46H205ZM212 45V46H211ZM171 46V47H170ZM175 46V47H176ZM213 46H215V47H213ZM110 47H111V49H112V51H114V54L112 53V51H110V52H108L109 50H111L110 49ZM113 47V48H112ZM147 47L149 50H148V53H146L147 52V48L145 49V48ZM166 47H168V48H166ZM199 48L200 49H202V50H199ZM205 50H204V49ZM214 49V50H212V52H211V49ZM225 48V49H224ZM245 48V50H249V51H253V50H250V49H246ZM101 49V50H100ZM139 49H145V51L143 50V53H142V51L140 52V50ZM165 49V50H164ZM166 49H168V50H166ZM208 49V50H207ZM216 49H217V51H216ZM219 49V50H218ZM224 49V50H223ZM255 49V48H254ZM123 51L122 53L123 54H121L120 52H118V53H115L116 51ZM152 52H151V51ZM183 50V49H182ZM205 52H204V51ZM210 50V51H209ZM135 51V52H134ZM139 51V52H138ZM95 52H97V51H95ZM136 52H138V53H136ZM151 52V53H150ZM177 52V53H176ZM197 52V53H196ZM214 52V54H218L219 53V55L220 56H218V55H216L215 57L216 58H218V59H216L215 57H214V55L212 54ZM215 52H217V53H215ZM108 53V54H107ZM112 53V54H111ZM134 53V54H133ZM149 53L150 54H152V56L151 55H149ZM162 53V54H161ZM200 53V54H199ZM264 53V52H263ZM263 53H261V54H263ZM103 54H106V55H104L103 56ZM116 54L118 55V56H116ZM147 54V55H146ZM160 54V55H159ZM167 54V55H166ZM197 54H198V57H197ZM211 54L213 55V59H212V57H211ZM108 55H113L114 57H115V59L113 58V56H111V60L108 58V57H110V56H108ZM159 55V56H158ZM222 55H223V57H222ZM155 56V57H154ZM156 56H158V59L156 58ZM168 56H169V58H170V60H172V62H170V60H169V58H168ZM98 57V58H97ZM103 57H105L106 58V60H104L103 59ZM156 58V59H153V60H150V58ZM194 57H197V59H199L198 60V62H197V60H194L195 58ZM219 57H220V59H219ZM222 57V58H221ZM262 58V61H260L259 59V61H257V62H259V63H257L256 61H255V64H258L257 65V69H263L262 71H264V56L262 55L261 56ZM102 58V59H101ZM117 58V59H116ZM133 58V57H132ZM140 58H142V57H140ZM151 58V59H152ZM211 58V59H210ZM98 59V60H97ZM114 59V60H113ZM182 59V58H181ZM214 59H216V60H214ZM222 59V60H221ZM223 59H224V62H223ZM105 62H104V61ZM189 60V59H188ZM187 60V61H188ZM218 60V61H217ZM226 60V61H225ZM100 62V64L99 63H97V62ZM103 62V64H104V67H103V64H102V62ZM142 61V62H141ZM177 61H178V59H177ZM179 61H180V59H179ZM178 61V62H179ZM214 63H213V62ZM69 62V63H68ZM68 62H62V64L65 66V64H67L65 67L60 63H56V65H55V63H53L52 65V68L53 69H55L54 71H61V70H63V71H65V69H66V71L65 72H63V73H65V75H68V76H72L73 75V73L74 74H79V73H77L79 70H77V68L80 66V67H83L81 70H83V71H85L86 72V75H88V74H92L93 72V70H92V68H90L86 63H82V62H78V61H76V60H74V61H68ZM106 62H107V64H106ZM170 62V63H169ZM196 62V63H195ZM207 62V64H209L208 66L205 64ZM213 63V64H210V63ZM260 62H262L261 64H260ZM65 63V64H64ZM74 63V64H73ZM226 63V64H225ZM57 64H59V65H62L64 68H62V66H60L61 67V69L59 68V66L57 65ZM70 64V65H69ZM97 64H98V66H97ZM144 64V65H143ZM168 64H171V65H168ZM255 64L253 63L251 66H253V67H255ZM259 64H260V67H263V68H260L259 67ZM74 65V66H73ZM100 65V66H99ZM102 65V66H101ZM107 65V66H108ZM109 65V66H110ZM203 65H204V67H203ZM239 65V67L241 66H244L242 63H241V65L240 64H238ZM263 65V66H262ZM58 66V67H57ZM106 66V67H107ZM139 66V67H138ZM210 66H212V67H210ZM226 66V67H225ZM227 66H229V67H227ZM103 67V68H102ZM166 68V70H164L165 68ZM168 67V68H169ZM187 67V66H186ZM208 67V68H207ZM225 67V69L226 68H228V69H223ZM90 68V69H89ZM139 68V69H138ZM188 68V67H187ZM205 68V69H204ZM207 68V69H206ZM219 68H221V70L218 72V69ZM256 68V67H255ZM58 69H60V70H58ZM68 69H70V70H68ZM80 69V68H79ZM84 69H86V70H84ZM87 69H89V71L87 70ZM141 69V71H139ZM209 69V70H208ZM76 70V71H75ZM164 70V71H163ZM205 70H206V72H205ZM214 70H215V72H214ZM217 70V71H216ZM225 70V71H224ZM71 71V72H70ZM88 71V72H87ZM91 71V72H90ZM104 71V70H103ZM164 72V73H162V72ZM181 71H182V73H181ZM62 72V71H61ZM76 72V73H75ZM85 72H82L83 74L85 73ZM90 72V73H89ZM190 72H191V74L193 73V75H194V77H198V79L196 78H193V75H190ZM217 72V73H216ZM68 73V74H67ZM88 73V74H87ZM169 74V75H171V74H173L174 76H172V77H168V75L167 74ZM171 73V74H170ZM180 73H181V75L182 76H180ZM208 73V74H207ZM94 74V73H93ZM161 74H163L162 75V77L160 76ZM209 75V74H211V75H209V78H205V77H202V75L204 76V75ZM264 74V73H263ZM85 75V74H84ZM136 75V76H137ZM166 77H165V76ZM186 75V76H185ZM196 75V76H195ZM201 75V76H200ZM205 75V76H206ZM213 75V76H214ZM168 77V78H167ZM187 77H191V79L193 80V79H195V80H193V81H191L190 80V78H188L190 81H191V83H193L194 85V87L195 88H190V87H193V86H191V83L189 82V80H188V82H187V80L186 81H184L185 80V78ZM203 79H202V78ZM179 78V79H178ZM128 79V80H127ZM135 79V81H133ZM144 79V80H143ZM179 80V82H177V83H175L174 81L176 80V81H178ZM181 79H183V81L186 83H184L185 84V86L188 84V85H190V86H188L187 85V87H189V91L187 90L186 92H181L182 93V96H179V95H177L176 97H178L177 99H176V97H168V99L169 98H171L170 100H168V99H165L164 98V96L162 97V95H161V93H163V88L162 87H168V86H170L173 82L175 83V84H172L171 85V87H174V85H176V84H178V86H179V84H181V86H182V84H183V81L181 80ZM200 79H201V81H200ZM235 79H237V77L236 78H234V79H232V80H234L235 81ZM239 79H241V80H243L242 78H239ZM119 80V81H118ZM129 80H131V83L129 82ZM173 82H172V81ZM231 80V81H232ZM241 80H239L240 81V83H241ZM7 81V80H6ZM5 81V85L7 84L8 85V83ZM137 81V83H135ZM170 81V82H169ZM180 81H182V82H180ZM204 81V82H203ZM237 81V84L239 83L238 82V79L236 80ZM200 82H201V84L203 83L204 84V86H203V84L201 85L200 84ZM207 84H206V83ZM220 82V83H221ZM243 82V81H242ZM125 83V84H124ZM140 84V86L142 85L144 88H147L146 90H148V88H149V90H148V92L145 90V89H143L144 90V92L146 91V93H147V95L149 96V98L147 97V95L144 97L143 96V98L145 99V100H147V101H145V100H143L142 102H143V104L140 102V105L138 104L137 106H139V107H136V106H134V107H132L133 109H131V107L129 108V109H127V106H128V103H126V101H128V99H129V94H131V92L133 93V89L135 88V87H137V88H139L140 86H139V84ZM166 83H168L167 85L168 86H165L166 85ZM190 83V84H189ZM196 83V84H195ZM197 83H199V84H197ZM232 83H233V81L231 82V86L229 85V86H227L228 87V89H226V90H233V88L235 87L236 89H238V87H236V86H239V84L237 85L235 82V86L234 87H232ZM233 83V84H234ZM0 84H1V82H0ZM127 84V85H126ZM134 84H138V86H136V85H134ZM163 84H164V86H163ZM170 84V85H169ZM184 84H183V86H184ZM206 84V85H205ZM7 85L4 87V93H5V95L7 94V92H9V90H8V87H7ZM130 85V86H129ZM145 85V86H144ZM154 85H158V87H157V89L158 88H162L161 89V91H158V90H160V89H154L156 86H154ZM198 87H200V88H198ZM226 85V83H224V86L222 85V87H221V89L224 87H226L225 86ZM242 85V84H241ZM240 85V86H241ZM124 86H127V87H125V88H123ZM134 88H133V87ZM141 86V87H142ZM149 86V87H148ZM152 86V87H151ZM154 86V87H153ZM160 86V87H159ZM201 86H203V87H201ZM208 87V89L209 90H207L206 89V87ZM213 86H215V87H213ZM239 86V87H240ZM142 87V88H143ZM151 87V88H150ZM176 87H177V85H176ZM197 87V88H196ZM226 87V88H227ZM231 89H230V88ZM123 88V89H122ZM126 88H128L127 90H130L129 88H132L131 89V91H130V93L128 94V92H126V93H124V90L126 91ZM152 89H154V91H151ZM194 90V91H192V90ZM207 91H206V90ZM216 89V91H213V90H215ZM236 89H234V90H236ZM123 90V91H122ZM166 90H169V89H166ZM171 90V89H170ZM120 91H122V92H120ZM158 91V92H157ZM210 91V92H211ZM99 92V94H97ZM100 92H104L103 94L102 93H100ZM108 92V93H109ZM190 92V93H189ZM192 92V93H191ZM211 92V93H212ZM106 93V94H105ZM120 93H121V95H120ZM123 93V94H122ZM83 94V93H82ZM82 94H79V96L81 95V96H83L85 99L87 98V97H89V96H91L92 97V95L91 94H88L87 93V95H86V97L84 96L85 95V93L82 95ZM144 93L142 92V94H141V96L143 95ZM156 94H157V96H156ZM89 95V96H88ZM101 95H99V97H101ZM126 96V99H125V97H122L123 98V103H124V100H125V103H124V105L126 104L127 106L125 107V106H123L122 105V102H121V100L120 99H122L121 98V96ZM181 95V94H180ZM206 96V97H204L205 99H203V97L202 96ZM215 95V96H214ZM76 96H78V95H76ZM78 96V98H76L75 97V103H77V104H81V103H84V102H86L85 100H84V102H83V97H79ZM102 96V97H103ZM131 96V95H130ZM214 96V97H213ZM217 96V97H216ZM98 97V96H97ZM108 97H110V99H108ZM128 97V98H127ZM213 97V98H212ZM104 98V99H105ZM146 98H148V99H146ZM167 98V97H166ZM207 98V99H206ZM88 99V98H87ZM86 99V100H87ZM200 99H201V102H200ZM212 99H214V100H212ZM74 100V99H73ZM73 100H71V101H73ZM79 101V103L78 102H76V101ZM109 100V101H108ZM112 100H113V102H112ZM144 101L146 102V104L144 103ZM173 103L172 104V107L174 106V109L170 106V103L171 102ZM68 102H70V101H68ZM206 102H208V103H205ZM106 103V104H107ZM114 103V104H113ZM167 103H169L168 105L169 106H167ZM197 103H199L198 105H197ZM205 105H204V104ZM107 104V107H106V109L108 108V106H111V104H109L108 105ZM195 104L197 105V106H195ZM81 105H83V104H81ZM201 105H203L202 107H200ZM167 108H166V107ZM191 106H193V109H192V107ZM194 106H195V108H194ZM145 107L146 108H148V109H150V111L147 109L146 110V112H144L143 113V115L144 114H147V116L148 117H145V118H140V114L142 113L141 112V110L142 111H145ZM168 107H170V108H168ZM204 107V108H203ZM167 110H166V109ZM199 108H201L202 110H199ZM109 109H111V107H109ZM112 109V110H113ZM131 109V110H130ZM140 111H139V110ZM163 109H165L163 112H160V111H162ZM191 109V110H190ZM204 109V110H203ZM183 110H184V112H183ZM188 110H190V111H187ZM109 111H111V110H109ZM114 111H116V110H114ZM147 111L148 112H150L149 114L147 113ZM185 111H186V113H185ZM194 112V115H192V113L190 112V116L188 117L187 115V117L185 116V118H186V122L188 121V120H190V122H191V118H193V116L194 117H196V113H199L198 111L197 112ZM117 112V111H116ZM116 112H115V114H116ZM151 113L154 115H156L157 113H159V114H157V116H153V115H151ZM117 114V115H118ZM119 114V115H120ZM179 114V115H180ZM108 115V114H107ZM118 115V116H119ZM123 115H125V116H123ZM142 115V114H141ZM150 115V116H149ZM162 115V116H163ZM154 117V119H153V117ZM161 116V117H162ZM156 118V119H155ZM190 118V119H189ZM103 119V118H102ZM150 119H147V120H150ZM188 119V120H187ZM159 120H160V118H159ZM193 120H194V118H193ZM193 120H192V122H193ZM160 122V121H159ZM158 122V123H159ZM191 122V123H192ZM105 123V125L106 126H103V124ZM191 123H188V124H191ZM122 124L123 125H125V127L124 126H122ZM145 124V125H144ZM150 124V123H149ZM107 125H109V126H111L110 127V131H117L118 130V133H119V131H120V133L122 132V130H123V134H122V136L125 138L127 135V138L128 139H130V140H128L127 138H122V136H118L117 135V132L115 133L114 132V134H113V132H110L109 131V127L107 126ZM142 125V126H141ZM117 126H119V128H117ZM139 126V127H138ZM141 126V127H140ZM106 127L108 128L107 130L109 131V133H107L108 131L106 130ZM122 129H121V128ZM132 127V128H131ZM143 127L146 129H144L143 130V132L142 133H140V131H142V129H143ZM127 128V129H126ZM120 129V130H119ZM126 129V130H125ZM136 129H138V130H136ZM141 129V130H140ZM183 129H185L184 128V126H183ZM136 131V133H135V131ZM140 130V131H139ZM153 130V129H152ZM31 131H32V133H31ZM133 131V133L134 134H132L131 132ZM146 131H148L147 133H146ZM151 131V130H150ZM181 133H182V128H181ZM127 133L126 135L124 134V133ZM138 132L140 133V134H138ZM16 133V134H15ZM18 133V134H17ZM35 133V134H34ZM41 133H43V132H41ZM41 133H39V134H41ZM112 133V134H111ZM119 133V135H121ZM130 135H129V134ZM180 132H178V136L179 135H181V134H179ZM32 134H33V136H32ZM97 134V135H96ZM108 135V136H106L108 139H109V141H108V139L106 140V137H105V135ZM116 134V135H115ZM29 135V136H28ZM111 135V137H113L112 139H111V137L109 138V136ZM113 135V136H112ZM133 135V136H132ZM135 135V136H134ZM144 135V136H143ZM31 136V137H30ZM116 136V137H115ZM129 136H130V138H129ZM14 137V138H13ZM15 137H16V139H17V141H19V142H16V140H15ZM17 137H19V138H17ZM29 137V138H28ZM117 137H119L118 139H117ZM121 137V138H120ZM115 138H116V140H115ZM121 139V140H120ZM123 139H124V141H123ZM177 138H175V140H176ZM14 140H15V142H14ZM111 140V141H110ZM167 140H169V139H167ZM105 141V142H104ZM107 141L108 142H110V143H112V145L114 146V145H118L119 143H120V145H118L117 147L116 146H114V148H116V149H114L113 148V146L111 145V147H108L109 145H108V143H107ZM118 141H120V142H118ZM10 142H11V140H10ZM99 142V141H98ZM116 142H117V144H116ZM126 143V144H123V143ZM94 143H96L95 145H94ZM115 143V144H114ZM121 143H122V145H121ZM128 143H129V145H128ZM73 144V145H72ZM75 144V145H74ZM79 145V146H77V145ZM100 144V145H99ZM102 144V145H101ZM154 144V146H152L153 147V150L155 149V151H153V150H151L152 148L150 147V150L149 149H147L146 151H147V154H146V152H143V154L144 155H142V156H146L147 158L149 157V154L151 155H154L156 152H157V147L158 146H160L159 148H158V151H161L160 149H164V147L160 144H158L157 142L156 143H153ZM158 144V145H157ZM165 144V143H164ZM43 145H44V143H43ZM72 145V146H71ZM90 145V146H89ZM125 145V146H124ZM92 146H94V147H96V148H94V147H92ZM103 146V147H102ZM121 146H123V148L121 147ZM47 147H49V148H47ZM50 147H52V149L50 148ZM74 147L75 148H77V150H75L74 149ZM98 147V148H97ZM163 147V148H162ZM11 148V149H10ZM34 148V149H33ZM100 148V149H99ZM104 148H106V150L109 148H113L114 149V154H112L111 155V157L110 158H108L107 157V159L105 158L106 157V154H104ZM40 149V150H39ZM44 149V150H43ZM47 149H49V150H47ZM32 150H35V151H32ZM36 150H37V152H36ZM41 150L43 151L42 152V154L41 155H43L45 158H43V156L42 157H39L37 154H39L38 152H41ZM102 150V151H101ZM105 150V153H107V151ZM136 150H137V152H136ZM45 152V153H44ZM48 152V153H47ZM149 152V153H148ZM153 152H155L154 154H153ZM33 153V154H32ZM124 153H126V154H124ZM137 153V154H136ZM39 154V155H40ZM35 155H37L38 157H39V160H38V158H37V156H35ZM40 155V156H41ZM105 155V156H104ZM121 155H122V157H121ZM139 155V156H138ZM148 155V156H147ZM151 155V156H152ZM46 156H47V158H46ZM124 156V157H123ZM141 156V158H143ZM34 157H36V158H34ZM150 158V157H149ZM148 158V159H149ZM46 159V160H45ZM132 159V158H131ZM139 159H140V157H139ZM144 159H145V157H144ZM40 160H42V161H40ZM45 160V161H44ZM43 161H44V163H43ZM130 161V160H129ZM128 161V162H129ZM41 162H42V164H41ZM38 163V164H37ZM114 163V165H112ZM109 164H110V166H109ZM110 167L108 170L106 169V167ZM112 166V167H111ZM118 168H117V167ZM122 166V167H123ZM111 168H112V170H111ZM107 171H106V170ZM111 170V171H110ZM18 171V170H17ZM102 171H103V173H102ZM107 172V174H106V172ZM255 177H257L256 175L255 176H253L252 178H251V180H252V182H254V184H255V181H256V179H257V181H258V178H260V175L258 176V178H256L255 179ZM103 179H105V177L103 178ZM253 179H255L254 181H253ZM257 183V182H256ZM99 184H97V188H98V185ZM54 186H56L55 188H54ZM52 191H51V190ZM53 189H55V190H53ZM57 189V190H56ZM48 191V192H47ZM55 191H56V193H55ZM47 192V193H46ZM62 192V193H61ZM44 193V194H43ZM43 194V195H42ZM59 194V195H60ZM48 195V196H49ZM61 195V196H62ZM57 198V197H56ZM69 200V199H68ZM67 202V203H66ZM99 205H101V206H99ZM102 209H101V208ZM105 209V210H104ZM102 210H104V211H102ZM107 210V212H105ZM110 211V210H109ZM109 217H108V216ZM105 216H107V217H105ZM106 218V220L105 219H102V218ZM108 218V219H107ZM102 221H103V224H102ZM104 222H108V224L107 225H105V223ZM102 224V225H101ZM112 225V224H111ZM110 225V226H111ZM107 228H109V229H107ZM112 229V230H111ZM109 230H111V231H109ZM110 232H113L112 234L110 233ZM111 234V235H110ZM113 236V237H112ZM181 236H184V235H181ZM113 238V240L112 241H110L111 239H109V238ZM115 238V239H114ZM126 241V240H125ZM123 243H125V242H121V246L123 245ZM120 245V244H119ZM111 246V247H110ZM120 247V246H119ZM118 247V248H119ZM105 248H106V251H105ZM103 252V253H104ZM110 253V257L109 258H111V259H115L114 261H116V259H117V261H118V257H120L118 254H120V252L119 253H117V251H115V252H109ZM112 253H114V254H112ZM117 253V254H116ZM116 254V255H115ZM162 255H164L165 253H161ZM114 255V256H113ZM118 255V256H117ZM168 255V254H167ZM113 256V257H112ZM117 256V257H116ZM164 256H166V254L164 255ZM170 255H168L167 257H169ZM111 259H109L108 261H111ZM155 260V259H154ZM113 261V260H112ZM151 262H152V260H151ZM155 262H157V261H155ZM155 262H153V263H155ZM145 264V263H144ZM152 264V263H151Z\"/></svg>",
    "mask_w": 264,
    "mask_h": 264
}]
</instances>
